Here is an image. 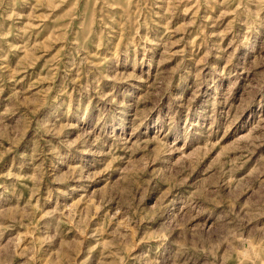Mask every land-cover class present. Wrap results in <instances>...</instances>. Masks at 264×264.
Masks as SVG:
<instances>
[{
  "label": "rangeland",
  "instance_id": "374dc122",
  "mask_svg": "<svg viewBox=\"0 0 264 264\" xmlns=\"http://www.w3.org/2000/svg\"><path fill=\"white\" fill-rule=\"evenodd\" d=\"M0 264H264V0H0Z\"/></svg>",
  "mask_w": 264,
  "mask_h": 264
}]
</instances>
